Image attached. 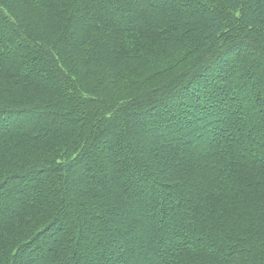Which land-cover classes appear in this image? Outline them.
Instances as JSON below:
<instances>
[{"label": "trees", "instance_id": "16d2710c", "mask_svg": "<svg viewBox=\"0 0 264 264\" xmlns=\"http://www.w3.org/2000/svg\"><path fill=\"white\" fill-rule=\"evenodd\" d=\"M0 264H264V0H0Z\"/></svg>", "mask_w": 264, "mask_h": 264}]
</instances>
